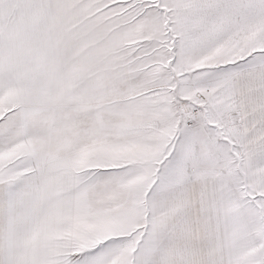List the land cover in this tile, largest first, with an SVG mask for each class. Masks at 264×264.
Listing matches in <instances>:
<instances>
[{
	"label": "snow or ice",
	"instance_id": "1",
	"mask_svg": "<svg viewBox=\"0 0 264 264\" xmlns=\"http://www.w3.org/2000/svg\"><path fill=\"white\" fill-rule=\"evenodd\" d=\"M0 264H264V0H0Z\"/></svg>",
	"mask_w": 264,
	"mask_h": 264
}]
</instances>
